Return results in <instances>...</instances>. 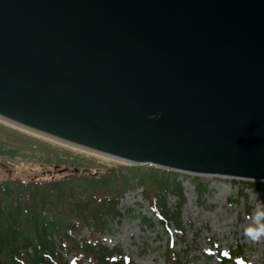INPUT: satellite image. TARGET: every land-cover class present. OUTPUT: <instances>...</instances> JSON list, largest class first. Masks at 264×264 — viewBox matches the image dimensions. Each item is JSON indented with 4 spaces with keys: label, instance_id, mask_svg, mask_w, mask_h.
<instances>
[{
    "label": "water",
    "instance_id": "water-1",
    "mask_svg": "<svg viewBox=\"0 0 264 264\" xmlns=\"http://www.w3.org/2000/svg\"><path fill=\"white\" fill-rule=\"evenodd\" d=\"M0 118L264 180V0H0Z\"/></svg>",
    "mask_w": 264,
    "mask_h": 264
},
{
    "label": "trees",
    "instance_id": "trees-1",
    "mask_svg": "<svg viewBox=\"0 0 264 264\" xmlns=\"http://www.w3.org/2000/svg\"><path fill=\"white\" fill-rule=\"evenodd\" d=\"M15 152L0 139V155L11 157ZM62 157L55 163L66 164ZM44 159L52 165V160ZM78 162L68 164L63 172L0 178V264H69L67 256L73 264H137L121 247H109L103 241L104 232L113 227L112 220L124 216L118 208L120 198L137 186L158 214L163 231L172 222L182 227L179 209L171 208L167 199L168 193L176 195L178 207L184 200L175 172L124 163L94 168ZM262 188L264 192V183ZM138 215L146 227L155 226L150 218ZM84 228L88 235H82ZM175 243L171 240L161 252L164 264H188ZM241 252V246L230 250L232 257Z\"/></svg>",
    "mask_w": 264,
    "mask_h": 264
},
{
    "label": "rangeland",
    "instance_id": "rangeland-1",
    "mask_svg": "<svg viewBox=\"0 0 264 264\" xmlns=\"http://www.w3.org/2000/svg\"><path fill=\"white\" fill-rule=\"evenodd\" d=\"M0 139L7 147L16 150L15 155L11 157L0 155V178L32 177L47 170L58 171L53 169L52 165H47L44 157L52 160V164L59 156H63V164L80 161L94 168L120 163L115 159H106L2 118H0ZM244 184L250 185L249 182ZM188 190H184L186 200L180 209L182 232L173 225L165 232L162 231L160 224H156L154 229H145L134 214L140 211L153 216L154 220L156 217L146 201L141 203L142 199L137 189L126 193L122 198L119 208L125 212L129 209V214L122 218L117 227L114 225V229L105 232L104 243L110 247L119 245L137 264H164L161 250L167 238L172 237L177 241L176 248H186L188 244H192V247L184 253V258L188 259L190 264H219L217 249L226 252L229 245L243 242L246 261L242 263L240 258H236L234 264H264V233L254 238L247 232L249 227L255 229L264 225V214H262L264 201L261 191L255 190L253 196L249 197L252 209L245 212L247 202L242 201L241 198L233 200L236 195L234 193L231 196L227 195L228 190L223 192L225 187L220 188L222 191L220 193L205 192L206 200L203 205L199 200L197 201L196 194ZM174 199V196H170V203L174 204ZM82 233L87 234V230L83 229Z\"/></svg>",
    "mask_w": 264,
    "mask_h": 264
},
{
    "label": "clouds",
    "instance_id": "clouds-1",
    "mask_svg": "<svg viewBox=\"0 0 264 264\" xmlns=\"http://www.w3.org/2000/svg\"><path fill=\"white\" fill-rule=\"evenodd\" d=\"M264 214V213H262ZM247 232L251 235H253V237L255 238L256 236H258L260 233H264V225H261L259 226L258 228H252V227H249L247 229Z\"/></svg>",
    "mask_w": 264,
    "mask_h": 264
}]
</instances>
